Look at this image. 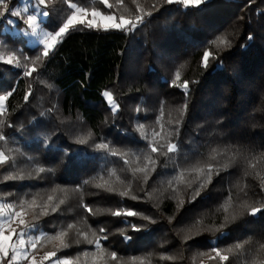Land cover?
Listing matches in <instances>:
<instances>
[{
    "label": "trees",
    "instance_id": "trees-1",
    "mask_svg": "<svg viewBox=\"0 0 264 264\" xmlns=\"http://www.w3.org/2000/svg\"><path fill=\"white\" fill-rule=\"evenodd\" d=\"M54 1L44 22L57 31L70 8ZM71 1L144 20L124 30L77 25L47 57L0 26V47L22 57L20 65L0 56V96L13 93L0 116L7 158L0 200L25 207L46 236L66 232L69 247L57 251L56 240L55 250L74 264L94 257L100 264H264V211L250 215L264 206V0H208L198 8L109 0L111 9L103 0ZM23 65L33 66L32 75ZM176 72L178 84L189 82L186 93L170 86ZM169 142L178 150L168 153ZM33 201L38 207H29ZM117 210L140 215H111ZM125 220L147 230L135 232ZM97 237L100 248L87 242ZM213 248L228 260L210 259Z\"/></svg>",
    "mask_w": 264,
    "mask_h": 264
},
{
    "label": "snow or ice",
    "instance_id": "snow-or-ice-1",
    "mask_svg": "<svg viewBox=\"0 0 264 264\" xmlns=\"http://www.w3.org/2000/svg\"><path fill=\"white\" fill-rule=\"evenodd\" d=\"M120 3H123V0H119ZM166 2L168 4H172V3H180L183 4L185 7L188 6H192V7H199L203 4L208 3V0H166ZM4 0H0V4H3ZM36 6H37V11H41L40 6H45V0H35ZM103 3L107 6L108 9L112 8V5L108 3V0H103ZM8 11L7 6L5 5V8L3 11H0V18H3L5 16V13ZM24 12L28 11V8L25 7L23 9ZM80 12H82L81 15H78L77 12H73L71 16H69L67 18V22L63 23V25L61 27H59L58 31L55 32V34L53 35L51 32H44L41 33L42 35V39L43 42L45 44V47L43 49V53L42 55L47 57L49 55V49H51L55 42L63 37L71 28H75L77 25L80 26H84L86 25L88 29H102V30H124L126 28H131V29H135L137 27L138 24L142 23L144 20V14L141 15H137L135 17V22L124 17V16H119L118 18L116 17L115 14L109 13V14H105L103 12H98L96 10H92L91 12V18H89L88 13H87V9H83V10H78ZM11 15L14 17H19L21 15L20 11H11ZM41 15L44 16H48L49 13L47 11H41ZM147 15H151V13H147ZM99 17L101 22H97L94 18ZM36 20L37 17L35 15H28L27 16V25L31 28L32 30V34L35 35L36 34ZM9 24L14 23V21L9 20L7 21ZM218 43L220 45H224L227 43V41L225 40V38L221 37L218 38ZM212 56V53L209 51H205L203 53V64L205 67H207L208 62L210 57ZM37 59H39V57H37ZM12 58L9 57V59L6 61V63L11 64ZM32 71H34L33 69H30L28 71H26L24 73L25 76H30L32 75ZM180 80V73L176 72L175 74V79L171 81L170 86L172 87H179L181 89H183L185 91V93L187 92L188 88H189V82L187 80H185L182 84H178L177 81ZM13 93L9 92L6 96H0V114L3 113L4 108H3V103L4 101L8 100L9 96H11ZM107 100L108 103L112 106V111H116L117 110V104L115 102V100L112 98V94L109 92H105L103 94ZM28 99V95H25V100ZM186 108V105H185ZM177 124H179V121H177ZM179 129H176V134L178 135ZM156 136H159L160 133H156ZM0 139H3L2 136H0ZM81 143H83V141H81ZM97 148L99 149H107L108 145L107 144H99L97 145ZM178 150V145L175 143H171L169 142L167 144V152L168 153H172ZM151 151L153 153H157L159 151V149L157 148L156 144L153 143L151 145ZM113 155H117L116 153H112ZM7 158L4 156L3 153H0V165H3L5 160ZM151 163V162H150ZM147 167V165H146ZM145 168L142 169H138V171L144 172L146 170ZM41 172L44 171L43 168L40 169ZM203 171V170H201ZM211 178H212V169L211 167L208 169V181L211 182ZM7 179H15V177H7ZM97 187H102V185H97ZM205 184L201 183L198 187V189L195 191V195L192 197V200H195L197 197H199L201 195L200 192V188H204ZM261 190L264 191V183H262L261 185ZM123 195H126V193H124ZM53 198L51 196L48 197V200L51 201ZM133 199H138L137 197H133ZM192 202V201H189ZM61 203H63V201H61ZM183 201L180 202V206H183ZM10 208V205H0V216H5L7 215V213L4 212V208ZM29 207H38L35 205V201H33ZM58 207V206H57ZM57 207H53L51 209V212H56L57 211ZM82 207L85 209L86 212L88 213H92V209L90 207H88L87 205H82ZM264 211V206L262 207H253L250 210V215L255 216L257 213H260ZM48 211H47V204H45L44 207V211L42 212V215H48ZM25 215V209L23 207H21L20 211H16L14 212L12 215H10L8 217L7 220L3 221V224H8V231L7 234L0 230V264H16V262L19 260H29V252L27 251V249L24 247L26 244H30L32 249H35L37 247V241L40 239L39 237H36V240H33L31 236H28L27 240L25 239V236L27 235V231L26 229L28 228H33L36 225L26 222L25 219L23 218V216ZM111 215L116 216V217H133V216H138L140 215V213L131 211V210H127V211H122V210H117L111 213ZM13 218H18V227L20 228V231L17 232L16 228L11 227L10 221ZM38 219V217H37ZM144 220L146 221H150L151 223H156V221L151 220L150 217L148 216H144L143 217ZM234 219V217H233ZM227 220V217H226ZM124 223L126 224H131V221L129 220H125ZM0 227H2V224H0ZM226 227L225 224L220 225V230H221V235H223L222 229ZM68 228H72V225L69 224ZM131 228L133 231L135 232H140V231H144L147 230V227L145 226L144 228L141 227H137L135 224H131ZM105 229L104 228H100L99 232L100 233H105ZM121 236L124 238L125 242H129L132 240L131 236L125 235V233L121 230L120 232ZM67 235L66 232H60L58 233V235H56L55 237H52L51 239H55L59 241V246L57 251L62 250L63 248L69 247L68 244L65 243L64 237ZM80 235L84 236L85 239H87V235L85 233H81ZM18 237L17 242L13 243V237ZM102 238L104 240H107L108 237L107 235H103ZM100 239L101 237H97L95 240H88L87 242L89 244H95V246L97 248H100ZM237 249H239L241 247L240 244H237L235 246ZM57 251H53V252H48L45 253L42 260L39 262V264H44V261H49L50 264H71V261L69 259H63L61 260L60 258L57 257ZM212 252L215 253V256H210V259H219L220 261H227L228 260V256L227 255H223L221 253V250L219 248H213ZM87 255V254H85ZM111 259L112 260H118L117 257V253L116 252H112L111 254ZM55 258V259H54ZM136 258H133V260H135ZM30 264H37V260H36V256L32 255L30 258Z\"/></svg>",
    "mask_w": 264,
    "mask_h": 264
},
{
    "label": "rangeland",
    "instance_id": "rangeland-1",
    "mask_svg": "<svg viewBox=\"0 0 264 264\" xmlns=\"http://www.w3.org/2000/svg\"><path fill=\"white\" fill-rule=\"evenodd\" d=\"M52 1L53 0H45L46 7L49 6L50 4L53 5L52 7H57L55 1L54 2H52ZM67 3L69 5L70 12L67 14L63 23L67 22V18L69 16H71L73 12H77L78 15H81L82 12H80L78 10L87 9V13H88L89 18H91L92 10H96L98 12H103L99 9L86 8V7L81 6V5L75 3L71 0H68ZM108 3L110 4L109 0H108ZM5 5L7 6L8 11L5 13V16L3 18H0V26L3 25V31L11 32L12 34L17 35L18 37L23 36L25 38V41H28V43L31 46H40L41 50L43 52L45 44L43 42L41 33L51 32L54 35L56 32V31H52V30L48 29L45 26L44 21H45L46 16L41 15V11H46V7L40 6L41 11H37V6L35 3V0H4V3L0 4V11L4 10ZM25 7L28 8L27 12L23 11V9ZM11 11H20L21 15L19 17H14L11 15ZM103 13H105V12H103ZM105 14H109V13H105ZM112 14H115V13H112ZM28 15H35L37 17L36 34L35 35L32 34L31 28L27 25V16ZM115 15L117 18L119 16H124L121 13H118V14L116 13ZM124 17L132 20L131 18H129L127 16H124ZM94 19L97 22H101L99 17H96ZM9 20L14 21V23L9 24L7 22ZM63 37L59 38L55 42L54 46L51 49H49V51H51ZM0 56H1L3 61H7L9 59V57H11L12 61H13L12 63H17L20 65L22 64V57L20 56V54L16 53L15 51H10L8 49L6 50L4 47L2 49V47H0ZM23 68H24V73H25L26 71L33 69V66L25 67V65H23ZM3 108L5 111V108H6L5 101L3 103ZM0 116H1V114H0ZM0 153H3V152H0ZM0 205H10L11 206L10 208H7V207L4 208V212L7 213V215L0 216V224H2V227H0V230L4 231L7 234L9 225L3 224V221L7 220L8 217L10 215H12L14 212L20 211L21 206H18L17 204H14V203L6 202L4 200H0ZM23 208L25 209V215L23 216V218L25 219L26 222L32 223L31 216L29 215L28 210L25 207H23ZM10 224H11V227L17 229V232L20 231V228L18 227V218H13L10 221ZM26 231H27V235L25 236L26 240H27L28 236H31L33 240H36V237H39L40 239L37 241V247L35 249H32L30 244H26L24 246L27 249V251L29 252V260H19L18 259L16 264H30V258L32 255L36 256L37 264H39V262L42 260L45 253L56 251L55 247L57 246V241L55 239H51L52 237L46 236V235H44L43 232L37 231L36 227L28 228V229H26ZM17 240H18V237L14 236L13 237V243L17 242ZM57 257L60 258L61 260L69 259L71 261V264H74V261H75L73 258H69V257H59V256H57ZM44 264H50V262L44 261ZM91 264H100L98 257H94V261ZM199 264H209L208 259H206V258L202 259Z\"/></svg>",
    "mask_w": 264,
    "mask_h": 264
}]
</instances>
